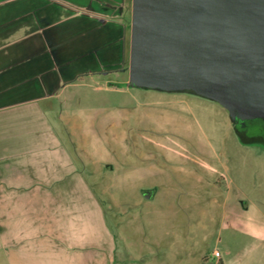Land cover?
Wrapping results in <instances>:
<instances>
[{
	"label": "crops",
	"instance_id": "crops-1",
	"mask_svg": "<svg viewBox=\"0 0 264 264\" xmlns=\"http://www.w3.org/2000/svg\"><path fill=\"white\" fill-rule=\"evenodd\" d=\"M132 2L0 0V264L145 262L150 243L110 229L100 197L132 182L136 206L149 208L160 191L145 172L119 176L113 149L120 114L112 97L132 88ZM206 170L194 175V194H223L217 171ZM217 203L221 264H245L247 249L264 253L263 206L241 196ZM205 229L197 226L196 239Z\"/></svg>",
	"mask_w": 264,
	"mask_h": 264
},
{
	"label": "rangeland",
	"instance_id": "rangeland-1",
	"mask_svg": "<svg viewBox=\"0 0 264 264\" xmlns=\"http://www.w3.org/2000/svg\"><path fill=\"white\" fill-rule=\"evenodd\" d=\"M112 100L119 104L120 114L113 144L122 166L118 175L145 172L149 183L160 189L149 208L136 206L140 194L132 182L120 183L119 188L110 185L108 194L107 186L100 191L109 228L136 245L150 243L145 262L119 259L117 264H194V250L201 254L196 264H221L215 252L226 255V233L218 228L222 208L217 202L241 196L264 209V143L237 137L218 103L184 92L130 88ZM209 167L217 171L225 192L194 194V175L206 176ZM164 210L167 213L161 215ZM196 224L206 226L205 237L196 239ZM159 235L162 244L153 246ZM243 262L264 264V253L247 249Z\"/></svg>",
	"mask_w": 264,
	"mask_h": 264
},
{
	"label": "water",
	"instance_id": "water-1",
	"mask_svg": "<svg viewBox=\"0 0 264 264\" xmlns=\"http://www.w3.org/2000/svg\"><path fill=\"white\" fill-rule=\"evenodd\" d=\"M128 87L216 101L264 121V0H132Z\"/></svg>",
	"mask_w": 264,
	"mask_h": 264
},
{
	"label": "flooded vegetation",
	"instance_id": "flooded-vegetation-1",
	"mask_svg": "<svg viewBox=\"0 0 264 264\" xmlns=\"http://www.w3.org/2000/svg\"><path fill=\"white\" fill-rule=\"evenodd\" d=\"M234 133L245 141L264 143V121L245 122L234 126Z\"/></svg>",
	"mask_w": 264,
	"mask_h": 264
},
{
	"label": "built area",
	"instance_id": "built-area-1",
	"mask_svg": "<svg viewBox=\"0 0 264 264\" xmlns=\"http://www.w3.org/2000/svg\"><path fill=\"white\" fill-rule=\"evenodd\" d=\"M215 256H216V257H219V256H220V254L217 252V253H215Z\"/></svg>",
	"mask_w": 264,
	"mask_h": 264
}]
</instances>
